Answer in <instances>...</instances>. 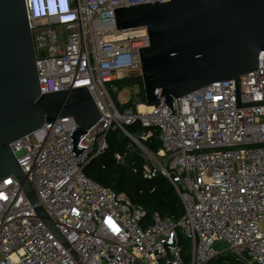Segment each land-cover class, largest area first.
<instances>
[{
    "label": "built area",
    "instance_id": "obj_1",
    "mask_svg": "<svg viewBox=\"0 0 264 264\" xmlns=\"http://www.w3.org/2000/svg\"><path fill=\"white\" fill-rule=\"evenodd\" d=\"M25 2L41 93L87 86L102 117L80 139L78 157L69 118L11 144L37 205L69 247L11 175L0 181V264H208L227 251L238 262L264 264V105L236 108L233 80L174 99L176 115L163 100L121 111L112 98L120 94L114 81L141 75L139 49L149 45L146 27L117 29L114 9L171 0ZM258 64L240 78L241 103L264 101V51ZM137 122L143 130L128 132ZM115 131L128 138L116 163L137 156L134 173L168 179L185 210L180 219L155 213L147 220L143 206L85 174ZM156 133L161 146L153 152L145 143Z\"/></svg>",
    "mask_w": 264,
    "mask_h": 264
},
{
    "label": "water",
    "instance_id": "obj_2",
    "mask_svg": "<svg viewBox=\"0 0 264 264\" xmlns=\"http://www.w3.org/2000/svg\"><path fill=\"white\" fill-rule=\"evenodd\" d=\"M119 31L147 28L149 45L139 49L146 103L162 100L176 115L174 99L221 81H235L258 69L264 51V0H171L114 9ZM87 86L41 93L25 0H0V181L14 175L35 211L69 247L27 180L11 144L58 119L72 120L75 157L80 139L101 119ZM217 243L215 249L226 248ZM77 258V255L72 252Z\"/></svg>",
    "mask_w": 264,
    "mask_h": 264
},
{
    "label": "trees",
    "instance_id": "obj_3",
    "mask_svg": "<svg viewBox=\"0 0 264 264\" xmlns=\"http://www.w3.org/2000/svg\"><path fill=\"white\" fill-rule=\"evenodd\" d=\"M113 84L119 92L128 90L136 85L140 87V93L126 104L117 100V94L112 93V98L121 111L128 108L136 110L139 103H146L141 75H134L120 80ZM138 101L136 102V100ZM128 132L137 134L142 131L139 122L126 126ZM108 150L93 160L85 169V174L93 181L114 190L117 193L125 194L134 204L141 205L147 211V220H150L155 213L169 216L175 220L180 219L184 213V207L180 201L174 186L166 178L159 177L153 181L143 179L140 171L134 173L130 164L134 161L135 166L141 169V162L137 156L129 158L128 166L118 165L114 159L116 152L123 151L128 138L121 131L110 132L107 136ZM145 145L153 152H158L161 144L157 139V133L149 139ZM184 244V257H189V243L182 240ZM208 264H244L235 260L233 254L226 253L212 260Z\"/></svg>",
    "mask_w": 264,
    "mask_h": 264
},
{
    "label": "rangeland",
    "instance_id": "obj_4",
    "mask_svg": "<svg viewBox=\"0 0 264 264\" xmlns=\"http://www.w3.org/2000/svg\"><path fill=\"white\" fill-rule=\"evenodd\" d=\"M126 91L129 92L128 95H126ZM139 93H140V87L138 85H136V86H134V87H132V88H130L128 90H124V91L120 92V94L118 96V101L121 104H126L130 100L135 98L137 96V94H139ZM35 141H36L35 137H32V142H35ZM226 253H228V251Z\"/></svg>",
    "mask_w": 264,
    "mask_h": 264
},
{
    "label": "clouds",
    "instance_id": "obj_5",
    "mask_svg": "<svg viewBox=\"0 0 264 264\" xmlns=\"http://www.w3.org/2000/svg\"><path fill=\"white\" fill-rule=\"evenodd\" d=\"M49 6H53L55 1H62V0H45ZM65 12H67V10H65ZM56 13H53L52 16H55Z\"/></svg>",
    "mask_w": 264,
    "mask_h": 264
}]
</instances>
